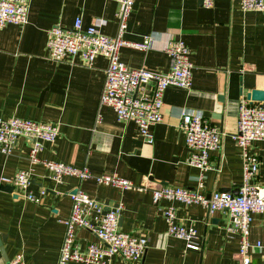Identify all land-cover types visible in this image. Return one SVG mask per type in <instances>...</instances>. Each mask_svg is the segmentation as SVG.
<instances>
[{"label":"crops","instance_id":"crops-1","mask_svg":"<svg viewBox=\"0 0 264 264\" xmlns=\"http://www.w3.org/2000/svg\"><path fill=\"white\" fill-rule=\"evenodd\" d=\"M116 0H29L27 21L0 27V114L58 125V137L44 142L42 160L86 168L90 177L65 175L51 178L28 153L31 141L19 139L9 154L0 152V234L8 261L18 251L25 264H58L71 205L78 189L90 198L119 207V229L147 238L140 259L119 255L109 264H241L239 236L229 231L226 211L208 213L198 203L160 198L153 190L161 185L236 193L242 182V160L233 135L237 131L238 104L251 89L264 90V12L242 11L238 0H134L124 38L150 46H122L119 59L135 68L167 71L168 41L181 39L190 50L191 83L184 89L169 86L163 93L162 120L151 127L153 140L140 137L133 121L122 122L114 110L100 105L107 58L97 56L92 65L78 59L52 61L46 57L47 31L56 25L72 28L80 17L82 27L104 19L100 31L117 34ZM199 112L224 133L220 148L209 153L211 168L201 171L187 162L188 148L179 127V111ZM260 160L254 182L264 187V140L250 143ZM18 169L30 175L29 190L39 202L3 189L12 186ZM108 173L132 183L121 189L98 183L94 176ZM201 175V180H200ZM45 189L44 194L40 190ZM172 208L175 221L193 227L199 250L168 233L164 211ZM249 240L251 264H264V213H253ZM81 248L100 243L87 229L77 228ZM259 243V247L255 246ZM0 252V264H8ZM65 264H85L69 261Z\"/></svg>","mask_w":264,"mask_h":264},{"label":"built area","instance_id":"built-area-1","mask_svg":"<svg viewBox=\"0 0 264 264\" xmlns=\"http://www.w3.org/2000/svg\"><path fill=\"white\" fill-rule=\"evenodd\" d=\"M212 1L201 0L205 7H210ZM116 2V35L109 36L100 31V27L105 23L104 19L97 18L83 28L80 17H76L70 29L56 25L47 31L46 57L52 61L78 59L88 66L92 65L99 55L107 58L99 104L111 107L118 120L133 121L140 137L151 143V127L162 120L161 107L165 89L169 86L187 89L190 86V50L181 39L168 41L165 52L170 57V67L167 71H152L126 65L119 59L120 47L130 46L144 50L150 46L151 37L146 36L141 41L125 39L123 35L134 0ZM238 5L242 11L264 12V0H238ZM28 7L29 0H0V27L8 23L23 25L27 21ZM179 119V127L184 133L185 144L189 150L188 164L202 172L211 168L209 153L220 148L224 133L199 112L180 109ZM58 133V125L53 123L0 114L1 153L9 154L17 141L25 138L31 141L29 159L42 163L55 181L61 182L65 175H76L80 179L90 177V172L84 167L77 169L61 162L42 160L37 156L42 144L55 141ZM233 139L239 147L242 160V182L237 188V193L213 191L206 195L201 191V183L196 189L166 184L154 189L152 196L154 201L167 198L185 204L198 203L205 206L208 213L226 211L230 219L228 230L239 236L237 254L240 262L251 264L250 223L253 213H264V187L254 182L259 172L260 160L257 154L250 151V143L264 140V101L251 102L247 97H241L238 104L237 131ZM94 178L98 183L121 189L133 186L130 181L108 173L96 175ZM9 183L14 191L25 199L39 202V196L29 190L28 170L18 169ZM44 193L45 189H41L40 194ZM71 197L72 205L65 222L66 229L58 264L69 261L109 264L115 255L128 260L141 258L147 248V238L119 229V207L106 208L105 204L90 198L79 189ZM164 217L170 235L183 239L189 249H200L196 230L176 223L172 208L164 211ZM77 228L87 229L100 243H88L81 249L75 242ZM255 246L260 245L256 243ZM8 264H25L23 252L15 253Z\"/></svg>","mask_w":264,"mask_h":264},{"label":"water","instance_id":"water-1","mask_svg":"<svg viewBox=\"0 0 264 264\" xmlns=\"http://www.w3.org/2000/svg\"><path fill=\"white\" fill-rule=\"evenodd\" d=\"M248 99H250L251 102L254 101H264V90L261 89H251L246 95ZM3 189H6L7 191H11L13 188L12 186L9 185H4L2 186ZM223 191H228V189H222ZM237 193V192H236ZM5 242V235L0 234V252L2 254V257L4 258L5 261H8V256L5 252L3 243Z\"/></svg>","mask_w":264,"mask_h":264}]
</instances>
